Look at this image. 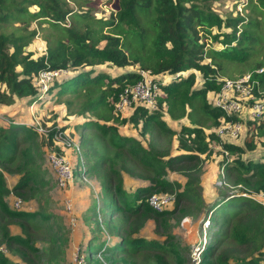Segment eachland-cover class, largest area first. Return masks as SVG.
I'll list each match as a JSON object with an SVG mask.
<instances>
[{
	"label": "trees",
	"instance_id": "1",
	"mask_svg": "<svg viewBox=\"0 0 264 264\" xmlns=\"http://www.w3.org/2000/svg\"><path fill=\"white\" fill-rule=\"evenodd\" d=\"M211 1L0 0V106H8L15 99L41 104L44 97L36 95L32 76L42 69L65 68L69 74L49 87L46 94H52L55 100L74 92L87 94L86 103L77 113L94 112L106 118L98 110L105 107L115 111L120 91L138 81L139 71L143 70L167 76L169 81L159 85L155 108L135 106L125 115L115 111L122 115L117 122L135 125L144 132L154 124L167 132L162 119L165 108L171 119L185 116L192 122V116L200 112L216 125L223 113L210 105L208 98L220 89V64H243L254 54L264 57V0L252 3L259 15L233 17L219 16L211 8ZM99 4H108L111 8L104 18L93 13ZM11 23L17 25L11 28ZM221 28L229 31H220ZM38 30L42 32L45 52L31 57V52L25 48ZM210 43L221 47L216 49ZM260 65L257 61L248 68L256 81L253 93L257 89L264 93V70L254 72ZM109 67H112L111 72ZM91 89L98 94L90 97ZM65 104L68 106L67 101ZM237 119L238 115H230V121ZM247 123L249 127L241 143L222 145L226 150L221 156L226 159L223 167L240 191L203 201L199 155L210 153L208 141H217L213 132L204 133L202 125L195 122L191 126L180 125L176 131V153L163 159L162 152L153 153L134 137L118 134L116 127L106 121L99 123L81 118L73 129L79 130L76 134L81 153L91 160L83 171L95 175L102 193L101 205L92 207L91 216L84 223H95V231H99V223L103 221L106 236L98 242L96 236L88 240L77 264H103L100 255H104V261L109 264H131L123 256L140 253L141 260L133 264H146L152 253L158 255L159 264L169 256L170 260L175 258L177 264H183V249L171 240L168 221L172 219L176 224L195 211H206L209 225L216 227L223 238L220 243L214 241L207 245L199 264H264V203L250 198L252 194L264 193V117ZM87 128L106 135L113 150L111 156L104 157L94 151L88 138L82 135ZM56 133L57 130H49L47 144ZM40 136L31 121L23 122L10 114L0 117V167L20 158L16 167L19 177L11 189L4 186L0 171V211L13 219L21 231V235H8L1 227L0 243L8 249L16 247L19 259L25 264H38L27 256L28 251L34 250L28 228L32 226L42 230L48 238L44 264H56L61 235L52 215L42 208L35 212L9 209L3 201L9 192L19 200H28L49 187L39 169L34 167L35 140ZM25 144L26 147H22ZM126 157L152 173L150 177L143 176L150 180L148 185L136 186L132 191L122 189L120 172L133 174L126 165ZM170 170L180 173L183 183L166 179ZM151 192L174 194L173 205L161 211L152 210L146 204ZM99 214L101 218L97 221ZM147 220L153 221L155 234L165 233L162 242L133 237ZM0 264H8L1 253Z\"/></svg>",
	"mask_w": 264,
	"mask_h": 264
},
{
	"label": "rangeland",
	"instance_id": "2",
	"mask_svg": "<svg viewBox=\"0 0 264 264\" xmlns=\"http://www.w3.org/2000/svg\"><path fill=\"white\" fill-rule=\"evenodd\" d=\"M106 1V0H102ZM254 0H213L211 1V8L219 16L225 17L227 15L233 17L235 15H255L258 14L256 8L252 5ZM100 5V4H99ZM111 11L108 4H101L97 10L93 13L96 17H106L107 13ZM259 15V14H258ZM264 23V18H263ZM17 24H13L16 26ZM12 23L10 27L12 28ZM31 26L34 27L33 23ZM213 32L216 30L213 28ZM220 31L227 32L229 29L221 28ZM205 42H209L208 39H202ZM212 47L219 49L221 47L218 43H210ZM40 47V49H38ZM43 47H45L42 41V32L38 30L37 36L34 37L32 42L26 47L31 52V57H36L43 53ZM208 48V44H205ZM42 49V50H41ZM33 51V53H32ZM262 52V51H261ZM259 52V53H261ZM33 54V55H32ZM207 60V59H206ZM259 61L261 65L259 68L264 69V57L260 54H254L245 63H234L225 62L220 64L221 69L219 71L221 78L223 79H237L240 76L246 75L249 72L248 68ZM255 69L254 71H256ZM109 72H111L112 67H109ZM226 81H230V80ZM3 89V87H1ZM92 95L98 94L94 89H91ZM233 92V91H232ZM159 96H162L160 94ZM47 97V98H46ZM215 95H209V103L212 106L215 105L216 100ZM15 99L10 105L2 106L0 109V117H3L8 111L13 114L18 115L23 121L28 120L37 121L41 126L46 127L45 133L42 136L37 137L36 151L37 155L35 157L34 167L38 168L41 172L40 176L45 181L48 182L49 187L41 192H37L33 197L28 200H19L17 196L9 192L4 196L3 201L6 207L14 210H24L35 212L39 208L46 214L52 215V221L56 224L58 232L61 238L58 242L60 248L59 258L56 264H77L79 258L83 255L85 244L88 240L94 239L96 236V242L102 241L106 236V229L104 227L103 221L99 224L100 230L95 231L96 224L90 223L87 225L84 223L85 219H89L92 213V207L101 205L102 193L100 190V185L98 179L93 174L84 173L90 164L91 160H87L86 156L81 153V148L78 145V128L73 129V125L77 126L81 118L94 119L99 123L106 121L110 125H113L117 129V133L120 135H128L134 137L143 147L147 150L155 153L162 152V158L165 159L166 155L175 154L176 147V131L179 129L180 125L191 126V123L195 122L202 125L204 133L213 132L217 137V141L209 140V150L210 153L207 155H199L202 159V172L200 175V185H201V197L203 201H207L211 195L213 197H218L219 195H225L228 193L239 192L240 188L233 185L232 178L229 177V173L226 172L223 167L224 161L226 159H221L226 151L222 145L223 143L229 142L233 144H239L245 137L246 130L249 125L246 118L241 122V133L236 137L232 135L230 126V114L222 113V116L217 118L218 124L213 125L212 120L207 119L204 113H198L192 116V122L187 117H182L179 119H171L166 113L165 108L163 113V123L165 127L170 132L162 131L159 127L154 124L150 125L148 131L144 132L140 128L135 127V125L119 123L116 120H120V114L115 111H109L105 107L99 109L100 114L106 118L96 116L94 112H83L81 115L77 113L83 105L86 103L87 94L82 92H74L72 95H66L55 100L52 94H45L41 104H32V106L27 107L24 101ZM67 101L68 106L65 104ZM217 104V102H216ZM97 111V112H98ZM74 126V128H75ZM49 130H57L56 136L51 137L50 144L46 142V135ZM59 135L69 143L68 147L65 146V141L59 139ZM83 137L88 138V142L91 143L94 151L104 157H109L113 154L112 148L107 143L106 135H101L99 132L93 128H87L83 132ZM68 137V138H67ZM65 140V139H64ZM22 147H26V144ZM56 149H59L58 151ZM55 154H54V153ZM57 154V155H56ZM62 158V160L60 159ZM88 157L92 158L93 155ZM20 158H15L11 162L5 164L4 168L0 167V171L4 178V186L11 189L15 184L16 179L19 177V173L16 171L17 162ZM61 161L64 162V167L68 170L67 175L61 176L59 169L61 168ZM126 165L128 169L133 173L132 175L126 171L120 172L121 186L125 191H132L136 186H145L150 183V180L143 176H152V173L142 170L137 167L136 163L130 157H126ZM106 166L102 167L104 169ZM115 167L117 163H115ZM9 169L10 171H8ZM175 172V173H172ZM98 173V172H97ZM98 174H103L98 173ZM166 179H172L178 181L181 184L183 182L181 174L176 170L168 171L165 176ZM184 179V178H183ZM113 188H115L113 186ZM160 193V192H155ZM19 202L18 208H15L14 201ZM259 201L264 203V196L260 197ZM209 216V215H208ZM101 218V214L97 217V221ZM207 218V212L203 211L197 213L196 211L191 215L184 216L174 223L172 219H169L170 234L173 240L181 249L183 253L181 255V260L183 264H190L191 259L198 258L200 262L202 259V253L209 243L217 241V243L222 242L221 236L217 232V228L212 225H207L202 228L203 223ZM210 220V218H207ZM5 214L0 211V239L2 236L1 227L8 231V235L16 234L21 235L19 226L12 221ZM114 221V220H112ZM86 224V225H84ZM186 225V226H185ZM264 226V223H263ZM30 228V241L33 244L34 250L28 251L27 256L29 259H33L34 262L38 264H44L43 257L45 256L46 249L48 248L47 235L42 230H35L32 226ZM155 226L152 220H147L142 228L133 234V237H140L145 240L155 239L162 242L165 237V233L155 234ZM101 231V232H100ZM201 231L205 232V242H198L195 236L196 233ZM196 241V242H195ZM225 241L221 243V247L224 245ZM263 249V250H262ZM264 251V245L262 247ZM17 248L11 246L9 249L0 243V253L6 258L8 264L17 263L25 264L21 261L16 253ZM81 253V254H80ZM158 255L152 253L146 260V264H159ZM104 255H100V260L103 264H109L104 261ZM126 261L133 264L132 262H139L142 258V254L137 255H126L123 256ZM98 258V257H97ZM171 256L165 257L162 261L163 264H177L176 259L170 260ZM162 259V258H161ZM198 262V264H199ZM93 264V262H91Z\"/></svg>",
	"mask_w": 264,
	"mask_h": 264
},
{
	"label": "built area",
	"instance_id": "3",
	"mask_svg": "<svg viewBox=\"0 0 264 264\" xmlns=\"http://www.w3.org/2000/svg\"><path fill=\"white\" fill-rule=\"evenodd\" d=\"M263 70V68H260L254 72L259 73ZM65 73V68L42 69L36 72L32 76V84L36 88V95L44 97L49 87L53 85V82L58 80ZM139 74L141 78L138 81L133 84L124 86L118 94L117 101L114 105L115 111L125 115L135 106H142L148 109H153L156 107V99L159 94V85L168 82L169 77L156 76L151 74L149 71L143 70H140ZM228 79L221 78L222 82L220 85V89L213 95L217 97L215 100V107L222 110L226 114L238 115L239 119L230 121V126L232 127L231 133L232 135L237 137L241 133V122L246 119L244 118V116L249 118V120H257L264 117V93L260 92L258 89L256 90V93H253L256 81L252 79L251 72H248L246 73V75L240 76L237 79L233 78L229 79L230 81H226ZM31 122L34 123L35 130L39 132L40 135L45 133V128L41 126L37 121L34 120ZM57 135L59 136V139L57 141H65V146L68 147L69 143L66 141V137L64 138V140L59 135V133ZM224 154H226V152H224ZM60 159L62 160L61 157ZM59 172L60 175L64 177L68 173V170L64 167V162L62 161ZM263 196L264 193H256L251 195V197L256 201H259L260 197ZM173 202L174 194L172 193L151 192L146 197L147 206L154 211L168 209L173 205ZM18 204L19 202L15 200V208L19 207ZM207 222L208 220L205 219L202 228L207 225ZM196 238L199 243L201 241L205 242V232L201 231L199 234L196 233ZM80 260L81 258H79V262ZM198 262V258H192L190 264H198Z\"/></svg>",
	"mask_w": 264,
	"mask_h": 264
},
{
	"label": "crops",
	"instance_id": "4",
	"mask_svg": "<svg viewBox=\"0 0 264 264\" xmlns=\"http://www.w3.org/2000/svg\"><path fill=\"white\" fill-rule=\"evenodd\" d=\"M38 49H40V47H39ZM42 49H43V53H44V52H45V47H43ZM42 49H41V50H42ZM26 50H29V49L26 48ZM32 53H33V51H32ZM32 55H33V54H32ZM33 57H34V55H33ZM68 74H69V71L66 69V73H65L64 75H62L58 80H56L55 82H53V84H56L59 80H61V79H63L64 77H66ZM18 100H19V102H20L21 100L24 101L27 107H29V106L31 107V106H32V104H27L25 99H17L16 102H18ZM1 107H2V106H0V109H2ZM6 114H10V115L17 116L18 119H20L21 121H23L18 115L13 114L12 112H9V111H8ZM162 119H163V115H162ZM30 121H31V120H28L27 122H30ZM23 122H25V121H23ZM172 173H175V172H172ZM181 177H182V180L184 181L182 175H181ZM168 180L175 181V180H172V179H168ZM176 182H178V181H176ZM181 183H183V182H181ZM211 198H214L213 195L210 196V199H211ZM216 198H217V197H216ZM207 200H208V199H207ZM185 226H186V225H185ZM195 237H196V234H195L194 238H195Z\"/></svg>",
	"mask_w": 264,
	"mask_h": 264
},
{
	"label": "clouds",
	"instance_id": "5",
	"mask_svg": "<svg viewBox=\"0 0 264 264\" xmlns=\"http://www.w3.org/2000/svg\"><path fill=\"white\" fill-rule=\"evenodd\" d=\"M50 87H51V86H50ZM250 198H252V197H250ZM252 199H253V198H252ZM253 200H254V199H253ZM208 215H209V214L207 213V218L209 217ZM207 218H205V219H207ZM207 220H208V219H207ZM207 223H208V222H207Z\"/></svg>",
	"mask_w": 264,
	"mask_h": 264
}]
</instances>
